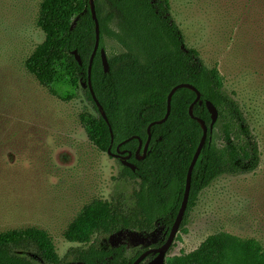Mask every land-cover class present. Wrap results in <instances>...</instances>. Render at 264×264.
Here are the masks:
<instances>
[{
  "label": "trees",
  "instance_id": "obj_1",
  "mask_svg": "<svg viewBox=\"0 0 264 264\" xmlns=\"http://www.w3.org/2000/svg\"><path fill=\"white\" fill-rule=\"evenodd\" d=\"M94 1L100 48L91 81L114 141L89 87V67L97 42L91 0H42L37 25L45 39L28 57L25 68L63 102L70 103L84 93L95 111L80 116L90 142L104 153L132 154L129 161L135 170L119 162L121 179L138 187L134 206L128 207L122 195L111 202L95 200L85 206L64 234L68 242L81 245L69 252L67 260L60 258L44 230L0 232V264H133L145 251L163 246L179 214L189 168L204 136L201 121L208 128V137L193 171L180 231H186L200 196L217 180L249 175L260 167L259 141L244 111L226 90L221 73L207 67L200 53L187 47L169 0ZM102 50L108 56V73ZM180 85L196 91H176L169 118L152 126L147 155L137 159L140 141L144 156L149 127L165 119L169 96ZM197 93L201 100L195 104ZM207 102L219 112L213 128ZM127 243L143 249L130 258ZM166 264H264V250L255 240L219 232L195 251Z\"/></svg>",
  "mask_w": 264,
  "mask_h": 264
},
{
  "label": "rangeland",
  "instance_id": "obj_2",
  "mask_svg": "<svg viewBox=\"0 0 264 264\" xmlns=\"http://www.w3.org/2000/svg\"><path fill=\"white\" fill-rule=\"evenodd\" d=\"M41 2L0 0V232L44 230L67 260L81 245L64 234L83 208L120 195L133 207L138 187L120 177L115 155L121 151L104 153L90 142L80 116L95 111L84 93L63 102L27 73L26 60L45 39L37 25ZM169 2L187 47L221 73L244 111L261 164L252 174L222 177L202 193L167 261L219 232L255 240L264 250V0ZM127 244L130 258L143 249Z\"/></svg>",
  "mask_w": 264,
  "mask_h": 264
},
{
  "label": "water",
  "instance_id": "obj_3",
  "mask_svg": "<svg viewBox=\"0 0 264 264\" xmlns=\"http://www.w3.org/2000/svg\"><path fill=\"white\" fill-rule=\"evenodd\" d=\"M91 6H92L93 17H94L95 22H96L97 42H96L95 50H94L93 56L91 58L90 67H89V87H90V90H91V93H92V96H93V99H94L96 105L99 107L103 118L105 119V121L109 125L110 131H111V135H112V139L114 141L113 130L111 128L109 119H108L103 107L101 106L100 102L98 101V99L96 97V94H95V92H94V90L92 88V81H91L92 66H93V62H94L95 56H96V54H97V52H98V50L100 48V25H99V20H98V17H97L96 6H95V1L94 0H91ZM73 55L76 57V60L79 62V64L82 65L83 61H82L81 57L79 56L78 52L74 51ZM101 57H102L103 65H104V68H105V72L108 73L109 72V61H108V56H107V53H106L105 50L101 51ZM181 88H189V89H191L193 91H196L195 88H193L192 86L180 85V86H177L171 92V94L169 96V100H168V113H167V116L165 117L164 120H162L160 122H155L149 127L148 132L150 134V137H149L148 143L146 144V146L144 147V150H143L144 156H141V150L143 148V142L140 141V148H139V151H138V153L136 155L137 159L142 160L147 155V152H148V149H149V146H150V143H151V132L150 131H151L152 126L163 124L164 122L167 121V119L169 118V116L171 114L172 97L176 93V91L181 89ZM197 95L198 96H197L195 104L198 103L201 100V94L197 93ZM207 108H208L209 112L212 115V128H213L214 125L217 123V121L219 119V112L216 109V107L213 105V103H211V102H207ZM190 114L193 115V106L190 109ZM201 124L203 125V128H204V136H203L202 141H201V143H200V145L198 147V150H197V152L195 154L193 162H192V164H191V166L189 168V172H188V176H187V184H186V189H185V194H184V199H183L179 214L177 216V219H176V221L174 223V226H173V228H172V230L170 232V235H169L166 243L162 247H160L158 249H152V250H149V251L145 252L133 264H141L142 262H144L151 255H156V258L152 262H150L149 264H165L166 263L167 255L169 254V252H170V250H171V248H172V246H173V244H174V242L176 240V237H177V235L180 232L181 226L183 224V221H184L187 209H188L190 193H191V186H192L193 171L195 169V166H196V164H197V162H198V160L200 158V155H201V153H202V151L204 149V146L206 144V141H207L208 128L206 127L204 122L201 121ZM124 144H126V142L122 143L119 146V148L121 146H123ZM110 153L113 155V153L111 151H110ZM123 155H125V152L118 153L115 156L117 158L121 159L122 164L124 166L135 170V166L129 161L131 156H132V154L130 153L129 156H127V157H124Z\"/></svg>",
  "mask_w": 264,
  "mask_h": 264
},
{
  "label": "flooded vegetation",
  "instance_id": "obj_4",
  "mask_svg": "<svg viewBox=\"0 0 264 264\" xmlns=\"http://www.w3.org/2000/svg\"><path fill=\"white\" fill-rule=\"evenodd\" d=\"M122 162V161H121ZM162 247V246H161ZM158 249V248H157ZM150 250H152V249H150ZM147 251H149V250H147ZM147 251H145V252H147ZM171 251V250H170ZM144 252V253H145ZM143 253V254H144ZM168 256V255H167ZM156 258V255H151V256H149L144 262H142L141 264H149L150 262H152L154 259ZM166 262H167V258H166ZM166 264V263H165Z\"/></svg>",
  "mask_w": 264,
  "mask_h": 264
}]
</instances>
